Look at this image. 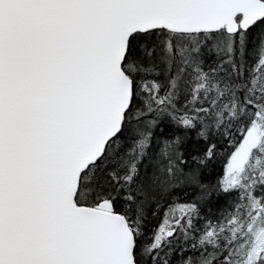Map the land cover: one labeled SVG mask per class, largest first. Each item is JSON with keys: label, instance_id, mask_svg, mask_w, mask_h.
<instances>
[{"label": "snow or ice", "instance_id": "1", "mask_svg": "<svg viewBox=\"0 0 264 264\" xmlns=\"http://www.w3.org/2000/svg\"><path fill=\"white\" fill-rule=\"evenodd\" d=\"M0 264H264V0H0Z\"/></svg>", "mask_w": 264, "mask_h": 264}]
</instances>
